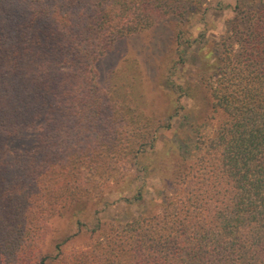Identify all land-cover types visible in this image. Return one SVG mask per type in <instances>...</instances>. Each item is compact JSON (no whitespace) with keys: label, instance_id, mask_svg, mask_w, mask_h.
<instances>
[{"label":"trees","instance_id":"16d2710c","mask_svg":"<svg viewBox=\"0 0 264 264\" xmlns=\"http://www.w3.org/2000/svg\"><path fill=\"white\" fill-rule=\"evenodd\" d=\"M202 2L0 0V264H264V0L236 3L201 64L211 82L179 87L194 100L203 85L222 118L193 163L181 154L162 211L78 252L61 242L42 253L50 220L155 148L148 118L98 86L95 63L118 39L183 21ZM198 115L185 116L191 127ZM29 134L32 147L15 149Z\"/></svg>","mask_w":264,"mask_h":264},{"label":"rangeland","instance_id":"374dc122","mask_svg":"<svg viewBox=\"0 0 264 264\" xmlns=\"http://www.w3.org/2000/svg\"><path fill=\"white\" fill-rule=\"evenodd\" d=\"M241 1L257 4L260 0ZM236 3L238 0H203L201 8L183 21L169 16L159 26L118 39L95 63L98 86L112 96L114 91L125 93L116 99L129 104L134 115L148 118L147 132L156 138L155 148L130 158L131 164L124 158V172L103 185L102 193L77 211L50 220L42 253L54 256L55 246L61 242L64 253L78 252L102 241L113 228L123 229L162 211L165 181L173 179L183 153L184 163H193L202 154V141L212 137L221 121V114L205 105L210 98L203 85L211 79L209 74L203 75L201 64L209 59L208 50L225 36ZM197 82L203 85L194 88V100L179 90L186 91ZM175 110L177 116L166 127V119ZM193 112L199 115L191 120L195 123L191 127L185 116ZM35 138L24 135L14 148L26 151Z\"/></svg>","mask_w":264,"mask_h":264}]
</instances>
